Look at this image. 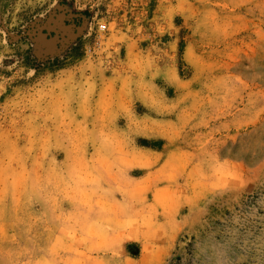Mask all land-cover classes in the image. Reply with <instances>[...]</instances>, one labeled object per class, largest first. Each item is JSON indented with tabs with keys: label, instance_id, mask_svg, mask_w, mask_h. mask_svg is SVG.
<instances>
[{
	"label": "rangeland",
	"instance_id": "rangeland-1",
	"mask_svg": "<svg viewBox=\"0 0 264 264\" xmlns=\"http://www.w3.org/2000/svg\"><path fill=\"white\" fill-rule=\"evenodd\" d=\"M0 264H264V0H0Z\"/></svg>",
	"mask_w": 264,
	"mask_h": 264
}]
</instances>
